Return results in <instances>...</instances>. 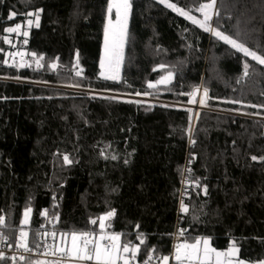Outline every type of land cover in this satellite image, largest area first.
I'll return each instance as SVG.
<instances>
[{"label":"trees","instance_id":"1","mask_svg":"<svg viewBox=\"0 0 264 264\" xmlns=\"http://www.w3.org/2000/svg\"><path fill=\"white\" fill-rule=\"evenodd\" d=\"M186 2L193 5L195 0ZM246 2L249 14L256 15L255 26L261 29L249 45H264V25L260 23L264 12L254 7L257 0ZM107 3L0 0L3 50L2 30L25 21L28 11L43 9L40 26L31 29L28 39L29 50L43 57V67L16 70L0 63V214H5L14 228L23 227L20 221L25 207L30 206V234L35 237L42 225L39 213L43 208L50 209L51 217L54 213L58 216L59 235L73 228L93 229L99 234L98 224L91 225L90 218L115 209V216L106 221L111 225L108 233H124L122 241L138 243L136 234L143 232L149 244L165 255L171 250L175 229L183 179L180 173L195 157L190 179L199 178L207 184L208 195L191 185L188 204L195 206L199 219L187 215V240L210 237L219 250L236 241L240 258L252 262L264 258V161L251 160L253 155L264 156V128L256 125L260 118L221 111L258 110L210 101L215 110H200L192 145L184 131L189 125L188 107L108 100L103 97L110 95L100 93L153 92L150 96L185 103L189 97L175 92H188L204 79L209 82L210 95L221 100L241 98L245 104H260L264 103L260 95L264 75L237 85L241 54L226 55V45L215 46L208 33L156 0H133L122 78L119 82L104 80L99 76V63ZM12 11L18 15L8 20ZM240 11L246 10L241 7ZM191 14L201 16L196 11ZM232 23L225 21V28ZM77 51L81 77L74 74L78 69L68 70L75 64ZM213 55L219 57L215 64L210 60ZM54 61L58 63L55 71L49 67ZM161 63L176 65L173 84L179 81L183 87L178 85L169 92L159 85L158 94L147 88L148 81L166 74L157 67ZM214 67L221 73L219 77ZM76 81L81 87L70 86ZM259 111L264 114V109ZM102 150L108 159L101 156ZM63 154L76 162L64 164ZM112 155L118 158L112 160Z\"/></svg>","mask_w":264,"mask_h":264},{"label":"snow or ice","instance_id":"2","mask_svg":"<svg viewBox=\"0 0 264 264\" xmlns=\"http://www.w3.org/2000/svg\"><path fill=\"white\" fill-rule=\"evenodd\" d=\"M160 5L165 8L170 9L177 15L184 17L186 20L191 21V23L201 29L204 33H208L210 39L215 46H220L222 43L226 45L225 54L228 56H236V54H241L238 59L241 62L242 71L235 78V83L237 85L243 84L246 80H249L254 75H264V45L257 42L254 46L249 45V40L252 39L254 34L261 31L260 28L255 26L256 15L249 14L251 12L248 9V4L246 0H195L193 5H189L186 0L182 4V0H156ZM31 3V0H28ZM243 7L246 11H240ZM254 7H259L262 12H264V0H257ZM236 10L239 14H234L232 11ZM193 11L199 12L201 18L192 15ZM42 8H36L35 10L28 11L25 14L26 25L30 29L33 24L35 27L40 26ZM133 12V0H108L107 3V21L104 26L103 34V51L100 57V72L99 76L105 80L119 81L120 80V69L125 60V47L130 42V33L128 28V23L130 16ZM18 15L16 11L10 12L8 15V20H13ZM114 15V19H113ZM246 16V19H241V17ZM34 18V19H33ZM225 21H232L230 28H225ZM261 25H264V15H262ZM23 25L20 22L15 23L14 26L5 27L2 31L7 34H21V29ZM185 32L189 31L187 28L184 29ZM24 37L29 35V31L25 30L22 32ZM5 43L11 44L10 35H4L2 37ZM27 43V40L24 41ZM189 48L192 45H187ZM3 51V49H0ZM9 56L19 55L21 60L19 67H31L24 60V53H8ZM33 57H36V53H32ZM43 57H39L36 60L37 67H43L39 63ZM213 64L217 63L219 57L213 55L210 57ZM58 61V58H57ZM255 62V63H252ZM3 63L7 64L8 61L4 60ZM182 63V62H180ZM261 66L260 69L257 68ZM14 66V65H13ZM49 67L52 70H56L58 67L57 62H52ZM66 67V66H61ZM159 69L166 70V74L160 75L155 81H148L147 88L152 89L155 93H159V85H164L165 90L169 92H174L176 87L179 85L173 84V80L176 79V65H166L161 63L157 66ZM75 70L74 74L76 77H81L83 69L79 68V51L75 55V64L69 71ZM157 68L154 67L153 71ZM216 76L219 77L221 73L215 67L213 68ZM19 79V77H17ZM47 83V82H45ZM126 83V81H125ZM72 87H81L79 81H76ZM170 86V87H169ZM183 87V85H179ZM131 87V85H129ZM237 89H233L236 91ZM209 82L204 79L197 85L190 86L188 92H175L176 95H186L189 97L187 103L190 105H199L201 108H208L209 111H214L210 105V101L217 100L221 103L241 105L242 108H254L258 111L256 112H242L241 108L236 109H221V111L227 112H238L249 117H260L256 121V125L264 128V114L261 113V109H264V103L260 104H245L244 100L241 98H227L221 100V98L214 95H210ZM135 95H152L153 92H143L136 91ZM241 95L243 92L241 91ZM264 96V92L260 93ZM199 97V98H198ZM95 98V97H94ZM108 100H118L117 96L103 97ZM128 103H140V101H126ZM162 107H168L169 105H161ZM189 113V125L184 131L188 134L189 143L195 145L196 140L194 139L195 127L194 120H199L201 113L196 111L193 113L192 108L185 109ZM264 135V133H261ZM235 144V141H233ZM101 156L105 159L109 157L105 155L104 151H101ZM112 160H116L118 157L112 155L110 157ZM195 157H191V160ZM252 161H264V156L257 157L255 155L251 156ZM64 164L71 165L74 161L70 158L68 154H63ZM125 164L128 160L124 161ZM181 176L183 177L182 183L186 185H194L196 188L201 189L205 196L208 195L207 184H202L199 178L190 179L192 172L190 168L185 167L181 170ZM206 179V178H205ZM115 191V189H112ZM187 192V188L181 193V196ZM199 195V193H197ZM55 198V197H54ZM205 205H200V210L202 211ZM2 211V210H0ZM180 213L185 215H192L194 219H199V215L195 210V206H191L185 203L184 199L180 200ZM32 208L30 206L25 207L23 212V219L20 221L21 225H28L30 222V214ZM115 209H111L105 212L98 218H90L89 223L93 226H99V234H97L93 229H70L65 232H61L62 243L60 246L52 245L53 251L52 255L56 256L57 259L52 261L51 264H135L137 258L140 257V264H168L170 259H174L175 264H264V258H258L255 262L246 261L240 258L239 253L241 248L237 246L236 241H232L230 246L226 250H219L211 245L210 237H197L193 241L189 242L187 239H183L182 242L174 246V251L169 255H163L159 252L156 246L150 245L148 242V237L143 232H137L135 239L138 243H134L132 240L122 241V236L124 233L111 232L108 233L106 229L110 227V224H106V221H111L115 216ZM41 215L47 216L48 210H44ZM53 219L58 220V216L54 213ZM139 229V225L135 226ZM186 229L178 228L176 233L171 235L178 237H185ZM18 232V235H17ZM43 236L49 235L45 231ZM52 237L55 238L57 233L53 231L51 233ZM36 239L32 242L29 241V232L23 227L14 228L8 223V217L5 214H0V245H5L8 248H15L19 254V260L23 261L24 264H49L48 261L33 259L30 256H26L23 253H32L35 250H39L42 247H48L46 241H41V233H35ZM70 236V244L65 242L63 238ZM11 241V242H10ZM143 250V251H142ZM43 255H47L44 252ZM17 260V254L14 252L11 256L6 255V253L0 250V262L10 261L11 264H15Z\"/></svg>","mask_w":264,"mask_h":264},{"label":"built area","instance_id":"3","mask_svg":"<svg viewBox=\"0 0 264 264\" xmlns=\"http://www.w3.org/2000/svg\"><path fill=\"white\" fill-rule=\"evenodd\" d=\"M153 102L160 103V104L175 105L177 107H187V106H185L186 105L185 103H177V102H172V101L164 100V99H155V100H153ZM191 165H192V161H191V163H189V160H188L185 167L191 169ZM185 188H187V192L182 197L181 193L184 191ZM191 190H192L191 185H186V184L182 183L180 186L179 197H178V207H177V218H176L175 229H174L173 233H176L178 228L186 229L185 222L187 220V215L180 213V211H179L180 200L183 198L185 203L188 204V199L190 197ZM46 209L48 210V215L47 216L41 215V213H43L44 210H46ZM39 218L42 220V225L38 231L39 233H41L40 239H41V241H46L48 247H44L43 243H42L41 249L35 250L32 253H23V254L26 256H30L33 259L45 260V261H48L49 263H51L52 261H55L57 259L56 256L52 255V251H53L52 245L55 244L56 246H60L59 234L57 231L58 220H55V219H53V217H51V215L49 214L48 208H43L40 211ZM27 226H25L23 228L29 232V241L32 242L36 239V236L35 237L31 236L30 226H28V227ZM45 231H47L49 233V235L43 236L42 234ZM53 231H55L57 233L55 238H53L51 235V233ZM17 235H18V232H17ZM183 239H187V231L185 233V237H178V236L172 235L171 250L169 253H167L165 255H169L170 253H172L174 251V246L176 244L182 242ZM0 250L4 251L6 253V255H8V256H11L15 252L17 254V260L16 261H20L18 257H19L20 252H22V250H20V252H17V250L15 248H8L5 245H0ZM44 252H47V255H43ZM135 264H140V257L137 258V261L135 262ZM168 264H175L174 259H170Z\"/></svg>","mask_w":264,"mask_h":264},{"label":"rangeland","instance_id":"4","mask_svg":"<svg viewBox=\"0 0 264 264\" xmlns=\"http://www.w3.org/2000/svg\"><path fill=\"white\" fill-rule=\"evenodd\" d=\"M197 18H201V16H198ZM113 19H114V15H113ZM129 21H130V19H129ZM21 24L23 25V27L21 29V34H15V33L14 34H7V33L4 34V35H10V39H11L12 43L11 44L6 43L5 49L2 52H0V55L2 56V60H1L0 63H2L3 66L10 67V68H13V69H16V70L25 69V70L38 71V70L41 69V67L38 68L37 64H36V60L39 57L37 55H36V57H33L32 56L33 52H31L29 50V48H28L29 35L27 37H24L22 35V32L25 31V30H28L29 33H30L31 29L35 27V24H33V26L30 29H28V27L26 25V19ZM128 28H129V23H128ZM25 40H27V43H24ZM125 49H126V47H125ZM18 52H23L25 54L24 57H23V60L27 64L31 65V67H23V68L19 67V63H20V60H21L20 56L17 55L15 57H13V56H9L8 55V53H18ZM4 60H7L8 63L7 64L3 63ZM39 63L41 64V61H39ZM123 68H124V63L121 66V69H120V80L122 78ZM110 81H112V80H110ZM119 81H114V82H119ZM85 91H88V90H85ZM100 93L101 94H107V95H110V96L114 95V96L119 97L120 99L140 101V102L149 103V104H155V102H153V100L159 99L157 97H153V96H150V95H139V96H137V95L118 94V93H111V92H106V93L105 92H100ZM169 101H171V100H169ZM172 102L184 103V102H181V101H172ZM185 104H186L185 106H187L188 108H192L193 109V113L196 112V111L200 112V110H202V109H206V108H201L198 104L197 105H190L187 102H185ZM166 105H168V104H166ZM241 115H243V114H241ZM243 116H246V115H243ZM247 117H249V116H247ZM257 118H260V117H257ZM196 121L197 120L193 121L194 127H195ZM49 214H51L50 209H49ZM30 221H31V214H30ZM29 224H30V222H29ZM29 224H28V226H30ZM25 226H27V225H23V227H25ZM69 238H70V236H69ZM61 239H62V237H61V235H59V244H60Z\"/></svg>","mask_w":264,"mask_h":264},{"label":"crops","instance_id":"5","mask_svg":"<svg viewBox=\"0 0 264 264\" xmlns=\"http://www.w3.org/2000/svg\"><path fill=\"white\" fill-rule=\"evenodd\" d=\"M63 240H64L65 242H67L68 244H70V238H69V237L63 238ZM61 243H62V239H61V241H60V245H61ZM50 264H51V263H50Z\"/></svg>","mask_w":264,"mask_h":264}]
</instances>
